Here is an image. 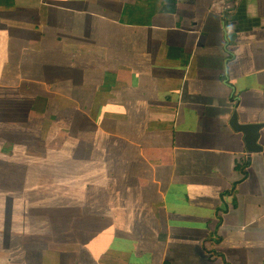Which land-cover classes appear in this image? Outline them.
<instances>
[{"label":"crops","instance_id":"crops-1","mask_svg":"<svg viewBox=\"0 0 264 264\" xmlns=\"http://www.w3.org/2000/svg\"><path fill=\"white\" fill-rule=\"evenodd\" d=\"M237 106L264 0H0V264H264Z\"/></svg>","mask_w":264,"mask_h":264},{"label":"water","instance_id":"water-1","mask_svg":"<svg viewBox=\"0 0 264 264\" xmlns=\"http://www.w3.org/2000/svg\"><path fill=\"white\" fill-rule=\"evenodd\" d=\"M238 103V102H237ZM239 105V104H238ZM236 107L231 119V127L236 132H242L245 135L244 141L246 143L247 150L250 154H255L262 151V147L259 144L261 130L264 128V124H242L240 123V116Z\"/></svg>","mask_w":264,"mask_h":264},{"label":"rangeland","instance_id":"rangeland-1","mask_svg":"<svg viewBox=\"0 0 264 264\" xmlns=\"http://www.w3.org/2000/svg\"><path fill=\"white\" fill-rule=\"evenodd\" d=\"M238 112H239V110H238ZM239 115H240V112H239ZM263 133H264V129H263ZM260 142L261 143H264V139L262 138L261 140H260ZM261 145V144H260ZM262 146V145H261ZM263 147V146H262Z\"/></svg>","mask_w":264,"mask_h":264}]
</instances>
